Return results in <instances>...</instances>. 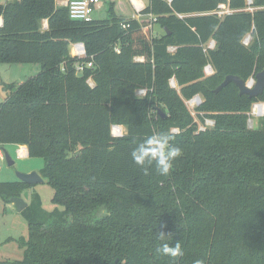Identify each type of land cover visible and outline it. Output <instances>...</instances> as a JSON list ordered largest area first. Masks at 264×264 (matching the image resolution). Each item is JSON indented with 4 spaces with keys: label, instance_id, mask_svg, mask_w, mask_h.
<instances>
[{
    "label": "trees",
    "instance_id": "obj_1",
    "mask_svg": "<svg viewBox=\"0 0 264 264\" xmlns=\"http://www.w3.org/2000/svg\"><path fill=\"white\" fill-rule=\"evenodd\" d=\"M221 1L149 0L143 15L164 28L149 35L144 16L119 14L113 1L86 22L57 0H0V62L41 65L6 84L0 148L26 145L42 157L56 204L48 211L32 194L23 258L0 264H264V117L249 125L264 91L250 97L234 82L216 90L227 75L248 81L264 70V0H229L236 11L224 18L209 13ZM80 42L84 56L71 53ZM198 94L210 127L186 103ZM115 125L125 132L114 135ZM160 131L183 149L167 177L145 175L131 158L135 140ZM31 186L1 181L0 197L12 202ZM160 230L182 241L184 256L159 254Z\"/></svg>",
    "mask_w": 264,
    "mask_h": 264
},
{
    "label": "rangeland",
    "instance_id": "obj_2",
    "mask_svg": "<svg viewBox=\"0 0 264 264\" xmlns=\"http://www.w3.org/2000/svg\"><path fill=\"white\" fill-rule=\"evenodd\" d=\"M110 1L115 2V9L117 13L129 17H132L134 14L137 15L136 10L132 6L130 0H101V2L99 3L101 5V10L95 11V18H99L101 16V13H104L105 9L107 10ZM144 1L146 4L149 3V0ZM57 4L60 5V1H58ZM247 9L251 8L248 7ZM142 20L147 23V26L150 29L149 35H160L164 33L163 26L158 21H156L155 17L152 19L151 17L144 16L141 18V21ZM72 51L73 50L71 47V53ZM171 51H174V48H171ZM40 71L41 65L39 63L0 62V101L6 99V97L10 94V90L6 87L7 83H15L17 86L18 84L26 81L28 78L35 76ZM170 82L172 86H177V82L175 79L172 78ZM144 92L145 91L143 90L136 91L137 94H143ZM191 98L187 99L186 103L188 105L189 110L196 116L200 128L212 126V122L208 123L206 121H201L200 116H198V111L196 107L198 106V101H191ZM257 104H262L264 107V102H259L253 105L251 110V118L249 120V125L251 127H257L259 125L260 119L264 117V112H256ZM118 126L121 127L122 132L124 133L125 127L122 125ZM114 133L116 134L117 132L113 127V134ZM20 147V145L15 143H7L4 144L2 148H0L1 152L3 153L0 154V182L17 181L19 180L17 172H40L41 169L44 167V159L42 157H31L28 154L22 155L20 153ZM6 152L10 155L11 159L14 161V164H8ZM33 193L40 194L43 201V206L46 210L52 211L56 208V204L52 201V198L54 196V188L48 183L46 179H44L38 184L25 188L22 192V198L28 203H30ZM27 233L28 221L24 213L18 210L15 203H6L0 197V259H22L24 250L23 248L19 247V239L23 236L26 237Z\"/></svg>",
    "mask_w": 264,
    "mask_h": 264
},
{
    "label": "clouds",
    "instance_id": "obj_3",
    "mask_svg": "<svg viewBox=\"0 0 264 264\" xmlns=\"http://www.w3.org/2000/svg\"><path fill=\"white\" fill-rule=\"evenodd\" d=\"M134 143L135 147L131 151V158L145 175L154 168L158 175L169 176L174 167V162L183 154V149L174 143V136L170 131L146 135L142 139L135 140ZM167 236L169 234L160 230L159 239L163 243L158 247L159 254L173 260L184 256L185 250L182 241H177L173 245L166 242ZM193 264H205V262L198 259Z\"/></svg>",
    "mask_w": 264,
    "mask_h": 264
},
{
    "label": "built area",
    "instance_id": "obj_4",
    "mask_svg": "<svg viewBox=\"0 0 264 264\" xmlns=\"http://www.w3.org/2000/svg\"><path fill=\"white\" fill-rule=\"evenodd\" d=\"M6 1H9V0H2V2H6ZM60 1V5H64V6H67L69 8V12H70V16L71 18L73 19H77V20H81V21H86V22H90V21H93L94 19H96L94 17V13L96 10H101V5L99 4L101 2V0H57V2ZM169 2H171L172 0H168ZM132 6L135 8L136 10V13L137 15H133L134 18L136 19H140L143 15V11L144 9L147 7V4L145 3L144 0H130ZM247 2L249 4H251L253 2V0H247ZM236 10L231 8L230 7V4H229V0H223L221 1L217 8L212 11V12H209L210 14H216L218 17L220 18H224L226 15L228 14H232L234 13ZM103 13V12H102ZM209 13H206V14H209ZM146 16H149L151 17L152 19L154 18V15L152 14H148ZM0 23H2V19H0ZM45 26L46 25V22L44 24ZM123 28H127L129 27V24L126 23V24H123L122 25ZM251 39V36L248 35L245 39H244V43L245 44H248L249 41ZM215 44V42L212 40L209 42V47H213ZM72 47V54L74 55H77V56H84L86 55V48H85V45L84 43H74L71 45ZM117 51H119V49L117 48L116 49ZM138 60H143L142 57H137ZM92 66V62H88V63H81L77 66V70L78 72H82L85 70L86 67H91ZM205 73L207 75H211L214 73V69L213 67L208 64L206 67H205ZM87 82L92 86L94 85V82H93V79L90 77L88 78ZM251 82V86L254 85L255 83V79L254 77H251L249 79V83ZM191 101H198L197 105H199L203 100L201 98L200 95H196L195 97L191 98L190 99ZM258 105V104H257ZM206 122H212L213 124V121L207 119ZM118 125L114 126L117 127ZM115 131L117 132L115 135H122L123 132H122V129L121 131H118L116 128H115ZM20 153L22 155H25L27 154L28 152L26 151V149L23 147H20ZM2 154V153H1Z\"/></svg>",
    "mask_w": 264,
    "mask_h": 264
},
{
    "label": "water",
    "instance_id": "obj_5",
    "mask_svg": "<svg viewBox=\"0 0 264 264\" xmlns=\"http://www.w3.org/2000/svg\"><path fill=\"white\" fill-rule=\"evenodd\" d=\"M101 16L105 17L106 13H102ZM78 75L83 76V73L79 72ZM230 82H234L238 86L240 94H247L250 97L258 96L264 91V70L257 73L253 86H250L249 81H245L239 76L227 75L225 80L219 85L216 90H220ZM6 158L9 165L14 164V161L11 159L10 155L7 152ZM17 175L20 181L32 185L38 184L44 180L43 176L37 171L17 172ZM12 202L15 203L19 211L24 210L28 206V203L22 197H13Z\"/></svg>",
    "mask_w": 264,
    "mask_h": 264
},
{
    "label": "bare ground",
    "instance_id": "obj_6",
    "mask_svg": "<svg viewBox=\"0 0 264 264\" xmlns=\"http://www.w3.org/2000/svg\"><path fill=\"white\" fill-rule=\"evenodd\" d=\"M172 48V47H171ZM211 65V64H210ZM207 66V65H206ZM212 66V65H211ZM255 79V78H254ZM249 81V80H248ZM249 85L251 86V82L249 83ZM256 112L258 113H263L264 112V107L262 104H258L256 105ZM118 131H121V127L117 126L115 127Z\"/></svg>",
    "mask_w": 264,
    "mask_h": 264
},
{
    "label": "crops",
    "instance_id": "obj_7",
    "mask_svg": "<svg viewBox=\"0 0 264 264\" xmlns=\"http://www.w3.org/2000/svg\"><path fill=\"white\" fill-rule=\"evenodd\" d=\"M133 17V16H132ZM22 148L24 147L25 149H26V151L28 152V148H27V146L26 145H20ZM2 152H1V150H0V154H1ZM3 154V153H2ZM28 154V153H27ZM27 202V201H26ZM28 203V202H27Z\"/></svg>",
    "mask_w": 264,
    "mask_h": 264
}]
</instances>
